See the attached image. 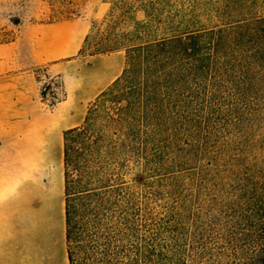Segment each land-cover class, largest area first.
Listing matches in <instances>:
<instances>
[{"label":"trees","instance_id":"1","mask_svg":"<svg viewBox=\"0 0 264 264\" xmlns=\"http://www.w3.org/2000/svg\"><path fill=\"white\" fill-rule=\"evenodd\" d=\"M105 2L78 56L125 64L65 132L69 264H264V0Z\"/></svg>","mask_w":264,"mask_h":264},{"label":"crops","instance_id":"2","mask_svg":"<svg viewBox=\"0 0 264 264\" xmlns=\"http://www.w3.org/2000/svg\"><path fill=\"white\" fill-rule=\"evenodd\" d=\"M83 122L36 95L0 107V264H69L64 136Z\"/></svg>","mask_w":264,"mask_h":264},{"label":"rangeland","instance_id":"3","mask_svg":"<svg viewBox=\"0 0 264 264\" xmlns=\"http://www.w3.org/2000/svg\"><path fill=\"white\" fill-rule=\"evenodd\" d=\"M48 1L56 3L53 11ZM76 1L83 4L69 13L72 6L65 3ZM105 1L0 0L1 108L6 99L36 95L51 109L64 107L77 120L83 114L85 119L125 64L121 52L78 56L90 24L98 19L94 16L111 8Z\"/></svg>","mask_w":264,"mask_h":264}]
</instances>
